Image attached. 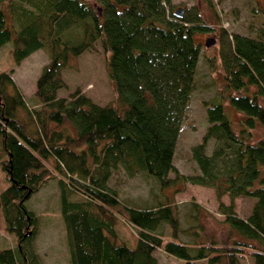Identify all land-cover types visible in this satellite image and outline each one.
Returning <instances> with one entry per match:
<instances>
[{
  "label": "trees",
  "instance_id": "16d2710c",
  "mask_svg": "<svg viewBox=\"0 0 264 264\" xmlns=\"http://www.w3.org/2000/svg\"><path fill=\"white\" fill-rule=\"evenodd\" d=\"M170 1L0 0V48L10 44L13 65L36 50L48 57L27 96L13 82V70L0 69V164L9 182L0 210L5 231L17 241L15 253L0 250V264H14L16 255L23 264H38L25 245L35 221L24 201L58 175L69 264H156L151 253L158 248L184 264L245 258L264 264V137L253 133L264 126V28L256 38L231 34L219 52L223 87L203 102L207 125L190 149L196 172L182 174L172 159L194 88L199 45L193 35L207 28L197 12L176 16ZM97 41L107 54L115 105H96L78 89L57 97L65 88L61 70L73 68L70 60ZM232 113L239 115L233 123ZM117 168L127 177L145 173L172 193L187 183L211 188L229 243L206 239L191 225L182 233L192 242L179 241L165 194L154 207L121 204L107 186ZM240 196L254 199L245 219L234 212ZM199 207L191 201L190 213ZM115 209L136 230L132 242H117ZM162 224L167 239L156 232Z\"/></svg>",
  "mask_w": 264,
  "mask_h": 264
},
{
  "label": "rangeland",
  "instance_id": "374dc122",
  "mask_svg": "<svg viewBox=\"0 0 264 264\" xmlns=\"http://www.w3.org/2000/svg\"><path fill=\"white\" fill-rule=\"evenodd\" d=\"M170 6L172 11L180 8L181 14L188 16L197 12L199 25L207 28L193 35L195 43L199 45L194 88L190 94L186 116L178 130L172 159V165L179 173L191 174L196 172V167L191 160L190 149L199 141L207 125L204 119L203 102L214 100L218 90L223 87L219 52L224 49L227 41L231 40V34L256 38L257 32L264 28V0H171ZM168 18L174 20L171 17ZM209 37L214 38L215 43L205 47L204 40ZM9 47L10 44H6L0 48V69L5 71L12 69L13 82L20 92L27 96L32 91L34 81L42 67L48 62V57L44 50H36L23 59L18 66H14ZM106 56L107 54L102 51L97 41L93 44L92 50H85L70 60L73 68L61 70L60 77L65 88L58 89L56 96L65 97L78 89L96 105H115L114 94L105 70ZM231 117L233 123L239 115L232 113ZM233 129L237 131L235 126ZM253 133L258 137H264V126H256ZM212 146L213 141H210L207 153ZM3 160L5 155L0 150V163ZM169 176L172 175L169 174ZM59 177L58 175L48 179L44 185H40L38 192L24 201V207L32 213L35 221L32 227L34 235L25 245L26 249L34 254L38 264H69L64 228L58 211L57 178ZM8 184L6 172L2 170L0 164V192ZM107 186L117 194L121 204L137 208L157 206L161 197L164 194L167 195L173 213L178 219L177 239L179 241L192 242V238L182 233L183 229L191 225L193 231L203 234L206 239L213 238L219 245L229 243L228 227L223 223V216L216 209L211 188L187 183L181 192L172 193V189L160 190L154 179L145 173L139 172L133 177H127L121 168L111 173ZM191 201L200 206L197 212L190 213ZM221 201L228 204L227 196L223 195ZM253 202L254 199L250 197H236L234 212L238 217L245 219L250 213ZM113 213L118 218L117 242L121 240L132 242L136 230L127 224L116 209ZM189 213L196 218L195 221L187 216ZM156 232L164 239H167L170 233L165 224L160 225ZM16 242V238L5 231L0 210V250L10 248L15 253ZM151 255L155 258L156 264H184L180 259L166 254L161 248L153 250ZM251 263V260L247 258L240 260V264ZM14 264H23L17 255ZM196 264L206 263L201 261Z\"/></svg>",
  "mask_w": 264,
  "mask_h": 264
},
{
  "label": "water",
  "instance_id": "95a60500",
  "mask_svg": "<svg viewBox=\"0 0 264 264\" xmlns=\"http://www.w3.org/2000/svg\"><path fill=\"white\" fill-rule=\"evenodd\" d=\"M181 9L180 8H177L175 11H174V14L176 15V16H179L180 14H181ZM215 43V39L214 38H206L205 40H204V46L205 47H209V46H211V45H213Z\"/></svg>",
  "mask_w": 264,
  "mask_h": 264
},
{
  "label": "crops",
  "instance_id": "0c3cea01",
  "mask_svg": "<svg viewBox=\"0 0 264 264\" xmlns=\"http://www.w3.org/2000/svg\"><path fill=\"white\" fill-rule=\"evenodd\" d=\"M24 94V93H23ZM197 262H201V261H197ZM196 264V263H195Z\"/></svg>",
  "mask_w": 264,
  "mask_h": 264
}]
</instances>
